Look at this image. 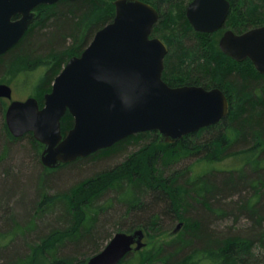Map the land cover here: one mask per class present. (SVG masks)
<instances>
[{
  "label": "trees",
  "instance_id": "trees-1",
  "mask_svg": "<svg viewBox=\"0 0 264 264\" xmlns=\"http://www.w3.org/2000/svg\"><path fill=\"white\" fill-rule=\"evenodd\" d=\"M145 1L160 11L152 36L161 37L169 48L163 78L172 86L222 88L230 101L229 114L164 148L154 146L156 130L146 131L73 162L38 169L32 176L37 197L29 204L33 212L29 222L22 224L9 203L0 205L4 222L13 228L2 235L10 234L12 240L0 248V264H87L101 250L96 248L110 235L112 225L118 231L124 223L131 225L128 230L142 225L154 237L177 220L184 221L181 232L154 255L163 264H198L201 255L211 264H264V73L250 59L238 61L221 50L223 29L197 31L186 15L190 0ZM37 10L23 37L0 54V71L42 69L36 83L42 106L44 94L52 89L67 61L81 54L95 32L114 19L115 5L109 0H58L40 4ZM261 25L264 0H231L224 28L241 33ZM73 125L74 118L67 111L63 133ZM0 133L6 142L18 139L5 122ZM133 138L146 142L116 166L103 167L68 188L51 191L56 176L88 159L111 155ZM33 141L39 152L44 144ZM227 154L243 158V164L196 177H191L189 166L174 169L185 157L202 155L200 159L217 161ZM10 191L0 182V201H7L10 196L4 192ZM110 193V200L98 204L99 198ZM116 206L119 210L112 217ZM54 213L57 223L44 234L34 233L38 220ZM241 217L249 224L246 233L224 232L216 226L226 219L236 224ZM28 233L37 236L16 240L18 234ZM21 246L28 248L25 253Z\"/></svg>",
  "mask_w": 264,
  "mask_h": 264
},
{
  "label": "water",
  "instance_id": "water-1",
  "mask_svg": "<svg viewBox=\"0 0 264 264\" xmlns=\"http://www.w3.org/2000/svg\"><path fill=\"white\" fill-rule=\"evenodd\" d=\"M58 0H0V54L15 45L33 22L40 4ZM114 19L100 28L79 55L72 56L56 76L52 89L39 99L12 100L6 123L15 137L31 132L44 144L42 162L58 167L128 136L158 131L174 143L229 114L230 101L220 87L170 85L164 78L166 42L152 36L159 9L145 0H115ZM231 10L230 0H192L186 15L200 32L220 30ZM21 15L19 18H14ZM221 50L241 61L250 59L264 73V25L242 33L232 29L219 40ZM0 98L13 89L0 83ZM69 111L74 125L66 134L62 118ZM145 231H117L90 256L87 264H129L127 256L146 246Z\"/></svg>",
  "mask_w": 264,
  "mask_h": 264
},
{
  "label": "rangeland",
  "instance_id": "rangeland-1",
  "mask_svg": "<svg viewBox=\"0 0 264 264\" xmlns=\"http://www.w3.org/2000/svg\"><path fill=\"white\" fill-rule=\"evenodd\" d=\"M109 1L114 2L115 0ZM191 1L192 0H190V2ZM224 31L225 29L219 33V38L221 37V35H223ZM41 70L42 69H39L37 67L33 70H24L23 68H16L11 71H0V83H7L13 89L12 99L0 98V130L1 124H3V122L6 123V111L12 100H26L27 98L32 96L39 99V95L36 93V83L39 76L42 74ZM17 138V140L10 139L11 141L6 142L5 138L0 133V182H5L11 190L9 194H6L4 192V195H9L10 197L7 198V201H0V205L6 206V204L9 203V207L16 212L18 220L22 224H26L30 221L33 216V212H31L30 210V201L34 200L37 197L35 193V183L32 181V176L34 174H37L38 169H41L45 166L41 158L44 146L39 150V152H37L36 149L33 148V139L36 138L32 133H27L24 136ZM145 142L146 141H142V139L133 138L129 142H127L126 145L123 146V148L112 153L111 155L105 156L104 158L100 159L91 158L85 162H82L79 167L76 166L75 168L69 169V171L67 170L66 174L61 173V175L56 176V182L52 183L53 187L50 188L51 191L68 188L72 186V184L82 180L83 178H86L92 172H95L103 167L112 168L116 166L117 164L128 158L130 154L140 150ZM166 144L169 143L162 141L160 139L159 133L156 132L154 143L155 148H164ZM240 146L242 145H239V147ZM238 149L240 148H233L232 150L236 151ZM1 152H3L2 156ZM199 157H185L181 159L179 163L180 167H174V169L176 168L177 170H181L189 166L191 177H196L199 175H203L204 173L210 172L214 169L228 171L230 168H238L243 164V158L240 157L234 159L233 154L224 155L217 161H213L206 157H201L200 159ZM23 199L25 201H23ZM110 199L111 193L110 195H103L97 200V202L98 204H100ZM2 202H4V204H2ZM116 210H119L118 206L113 208V213L111 214L112 217ZM4 216L5 212L0 210V248H3L5 247V245L10 244L12 240V236L10 234L2 236L3 233H7L9 231L11 232L13 230V228L10 227L9 224L4 222ZM56 216L57 214L55 213L49 214L43 220H38L36 228H34L36 229L34 230V233L44 234L45 232H48L51 227L57 223ZM178 221L179 220L168 224L169 226L167 227V230L164 233L155 235L154 237H152L148 233L146 237V246L139 251L130 253L127 256L126 260L129 262V264H163L157 259V257L154 258V255H156L157 250L158 248H160V246L165 243L167 244L168 242H171L174 238H176L177 235H175L176 233H174V229ZM114 226H116V224L112 225L111 229L110 226L108 227V229L111 230L110 235L108 237H105L101 241L102 244L97 246L96 249H102L113 237V235L118 231L114 228ZM130 226L131 225H129L128 223H124L121 225L122 229L120 231H127L128 229H131ZM216 226L218 229L223 230L224 232L233 231L238 233H246L249 224L248 221L244 219V217H241L236 224L233 223L231 220L226 219L217 221ZM230 226L232 228L229 230ZM132 227L135 228L138 227V225H134ZM37 234L35 235L33 233H28L25 236L18 234L17 237H15L17 238L16 240L20 242L23 239L29 240L36 238ZM15 237H13V239ZM17 241H15L14 244L12 243L13 246H16V244L18 243ZM26 249L28 248H23V246H21V250L24 251L22 253H25ZM188 250L189 249H187L186 251L188 252ZM200 258L203 259H201L198 264H211L210 259L207 258L206 255H201Z\"/></svg>",
  "mask_w": 264,
  "mask_h": 264
},
{
  "label": "flooded vegetation",
  "instance_id": "flooded-vegetation-1",
  "mask_svg": "<svg viewBox=\"0 0 264 264\" xmlns=\"http://www.w3.org/2000/svg\"><path fill=\"white\" fill-rule=\"evenodd\" d=\"M231 1V0H230ZM39 6V5H38ZM38 6L34 9V11L36 12V16H37V14H38V10H37V8H38ZM188 6V5H187ZM35 16V17H36ZM19 17H21V15H16L14 18H19ZM35 19V18H34ZM224 26H225V24H224ZM224 26L221 28V29H225V31L226 30H228V29H232V28H224ZM220 29V30H221ZM232 30H234V29H232ZM224 31V32H225ZM235 32H237L236 30H234ZM237 33H240V32H237ZM242 33V32H241ZM224 34V33H223ZM221 37H222V35H221ZM220 37V38H221ZM220 40V39H219ZM49 92V91H48ZM47 93V92H46ZM45 93V94H46ZM146 132V131H145ZM158 132V131H157ZM29 133H31V132H29ZM141 133V132H140ZM33 134V133H32ZM138 134V133H137ZM191 134V133H190ZM161 139V138H160ZM175 143V142H174ZM170 144H172V143H170ZM44 149V148H43ZM65 164V163H64ZM61 166V165H60ZM47 167V166H46ZM183 226H184V221L183 220H179L178 221V223H177V225H176V227H175V229H174V233H176L175 235H178L180 232H181V230H182V228H183ZM137 228H143L144 229V231H145V238H144V241L146 242V237H147V234H148V231H147V228H145L144 226H142V225H138V227H135V228H132V230H128L127 232H132L133 230H135V229H137ZM146 244H147V242H146ZM137 251H139V250H137ZM133 252H135V251H133ZM132 253V252H131Z\"/></svg>",
  "mask_w": 264,
  "mask_h": 264
},
{
  "label": "bare ground",
  "instance_id": "bare-ground-1",
  "mask_svg": "<svg viewBox=\"0 0 264 264\" xmlns=\"http://www.w3.org/2000/svg\"><path fill=\"white\" fill-rule=\"evenodd\" d=\"M13 46H14V45H13ZM8 50H9V49H8ZM8 50H7V51H8Z\"/></svg>",
  "mask_w": 264,
  "mask_h": 264
}]
</instances>
